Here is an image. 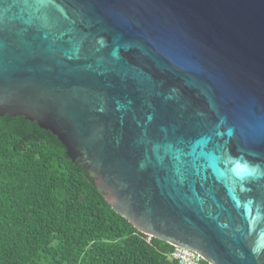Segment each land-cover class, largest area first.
I'll return each mask as SVG.
<instances>
[{"label": "water", "instance_id": "water-1", "mask_svg": "<svg viewBox=\"0 0 264 264\" xmlns=\"http://www.w3.org/2000/svg\"><path fill=\"white\" fill-rule=\"evenodd\" d=\"M5 115L142 234L264 264V0H0Z\"/></svg>", "mask_w": 264, "mask_h": 264}, {"label": "trees", "instance_id": "trees-1", "mask_svg": "<svg viewBox=\"0 0 264 264\" xmlns=\"http://www.w3.org/2000/svg\"><path fill=\"white\" fill-rule=\"evenodd\" d=\"M174 249L116 213L59 137L0 116V264H180Z\"/></svg>", "mask_w": 264, "mask_h": 264}, {"label": "built area", "instance_id": "built-area-1", "mask_svg": "<svg viewBox=\"0 0 264 264\" xmlns=\"http://www.w3.org/2000/svg\"><path fill=\"white\" fill-rule=\"evenodd\" d=\"M171 259L177 260L180 264H200L201 256L189 250L175 247Z\"/></svg>", "mask_w": 264, "mask_h": 264}]
</instances>
